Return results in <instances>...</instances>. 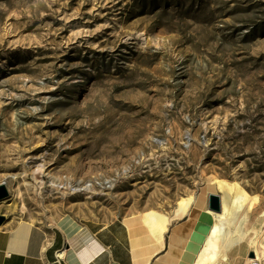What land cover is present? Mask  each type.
<instances>
[{
	"label": "rangeland",
	"instance_id": "1",
	"mask_svg": "<svg viewBox=\"0 0 264 264\" xmlns=\"http://www.w3.org/2000/svg\"><path fill=\"white\" fill-rule=\"evenodd\" d=\"M210 175L264 205V0H0V214H172Z\"/></svg>",
	"mask_w": 264,
	"mask_h": 264
},
{
	"label": "bare ground",
	"instance_id": "2",
	"mask_svg": "<svg viewBox=\"0 0 264 264\" xmlns=\"http://www.w3.org/2000/svg\"><path fill=\"white\" fill-rule=\"evenodd\" d=\"M41 170L43 166L37 168ZM210 193L220 195V211L209 208ZM261 200L238 179L210 175L201 195L183 198L172 214L155 208L141 213L143 223L154 235H162L179 220L174 224L169 250L154 264H240L243 258L244 264L255 260L264 264V230L259 232L256 227L257 223L264 226ZM248 247L252 248L245 253Z\"/></svg>",
	"mask_w": 264,
	"mask_h": 264
},
{
	"label": "crops",
	"instance_id": "3",
	"mask_svg": "<svg viewBox=\"0 0 264 264\" xmlns=\"http://www.w3.org/2000/svg\"><path fill=\"white\" fill-rule=\"evenodd\" d=\"M173 226L154 235L140 216L52 229L6 219L0 225V264H154L169 250Z\"/></svg>",
	"mask_w": 264,
	"mask_h": 264
},
{
	"label": "water",
	"instance_id": "4",
	"mask_svg": "<svg viewBox=\"0 0 264 264\" xmlns=\"http://www.w3.org/2000/svg\"><path fill=\"white\" fill-rule=\"evenodd\" d=\"M10 195L7 186L2 183L0 184V201L7 198ZM209 202L208 206L210 209L220 211L221 210V200L220 196L215 193H210L209 195ZM6 216L3 214H0V225H2L6 221ZM254 253H251V256H253Z\"/></svg>",
	"mask_w": 264,
	"mask_h": 264
},
{
	"label": "built area",
	"instance_id": "5",
	"mask_svg": "<svg viewBox=\"0 0 264 264\" xmlns=\"http://www.w3.org/2000/svg\"><path fill=\"white\" fill-rule=\"evenodd\" d=\"M252 263V262H251ZM260 261L259 260H255V263H252V264H259Z\"/></svg>",
	"mask_w": 264,
	"mask_h": 264
}]
</instances>
